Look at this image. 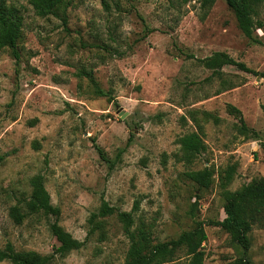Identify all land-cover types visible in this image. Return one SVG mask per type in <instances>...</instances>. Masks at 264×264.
<instances>
[{
	"label": "rangeland",
	"instance_id": "rangeland-1",
	"mask_svg": "<svg viewBox=\"0 0 264 264\" xmlns=\"http://www.w3.org/2000/svg\"><path fill=\"white\" fill-rule=\"evenodd\" d=\"M4 1L21 26L18 61L0 49V248L49 255L58 246L51 218L9 216L38 174L58 225L83 242L50 264H123L128 241L114 214L97 218L99 229L85 239L101 202L130 213L131 228L151 243L200 223L203 264L235 259L238 248L213 224L224 217L222 192L264 178V165L259 141L239 136L225 107L262 135L264 80L233 66L213 75L198 60L222 52L264 73V2L251 14L250 41L223 0L202 18L199 0H70L65 24L36 16L28 0ZM194 123L205 150L186 163L177 140L197 131ZM202 168L213 175L198 191L184 173ZM248 241L250 263L264 264V226H253ZM176 255L170 264H186Z\"/></svg>",
	"mask_w": 264,
	"mask_h": 264
},
{
	"label": "trees",
	"instance_id": "trees-1",
	"mask_svg": "<svg viewBox=\"0 0 264 264\" xmlns=\"http://www.w3.org/2000/svg\"><path fill=\"white\" fill-rule=\"evenodd\" d=\"M70 0H28L34 14L38 17L54 16L65 24V8ZM226 7L232 12L236 27L239 32L248 40H252V20L256 8L264 0H223ZM214 0H199V7L203 10L201 18L209 10ZM21 26V18L18 11L11 5H7L4 0H0V49H8L14 62L18 61L16 49L17 39ZM198 62L211 74L219 76L223 66H233L237 70L250 74L253 77L264 80V73L247 68L243 63L236 62L222 52H214ZM91 81V79H90ZM97 96L103 93L94 88ZM226 112L236 119V133L243 139L258 140L261 161L264 165V133L258 136L249 129L241 117L240 112L226 105ZM205 114V113H204ZM208 116V115H206ZM196 130L186 133L178 138L177 143L182 159L189 163L198 154L204 152L205 146L202 141L200 126L194 123ZM131 138V135L129 136ZM130 140V139H128ZM98 155L102 156L101 150L95 147ZM2 157L0 156V161ZM234 172L233 166H228L223 171V180L230 181ZM211 169L202 168L184 173L185 178L193 184L196 190L207 189L212 178ZM29 194L27 198L21 199L16 205L9 208V216L15 223L31 216L51 218L48 223L50 235L57 242L58 246L49 255H41L30 250H15L11 244L6 243L0 248V262L8 264H50L54 255L62 257L70 251H75L83 246L82 241H78L65 232L58 225L59 210L51 205L49 195L43 187L41 175H34L28 180ZM224 217L221 221L213 224L220 227L229 238V241L238 248L239 255L227 264H251L247 256L249 248L248 234L253 226H264V178L253 180L240 186L234 191L222 192ZM115 215L121 223L124 236L128 241L123 264H170L176 254L180 253L187 261L186 264H203V251L201 244L205 241V234L200 223L189 231L181 232L176 239L165 242L151 243L147 235L140 228L133 229L130 213L119 212L109 207L105 202H101L97 210L91 213L87 219L89 226L85 239L93 231L99 229L102 221L98 220L107 216ZM84 239V240H85Z\"/></svg>",
	"mask_w": 264,
	"mask_h": 264
},
{
	"label": "water",
	"instance_id": "water-1",
	"mask_svg": "<svg viewBox=\"0 0 264 264\" xmlns=\"http://www.w3.org/2000/svg\"><path fill=\"white\" fill-rule=\"evenodd\" d=\"M120 118H122V117L120 116Z\"/></svg>",
	"mask_w": 264,
	"mask_h": 264
}]
</instances>
